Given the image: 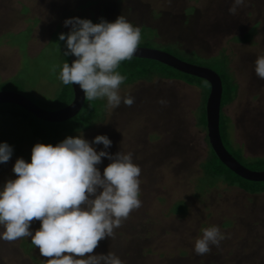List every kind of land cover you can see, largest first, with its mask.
I'll return each mask as SVG.
<instances>
[{"label": "rangeland", "instance_id": "rangeland-1", "mask_svg": "<svg viewBox=\"0 0 264 264\" xmlns=\"http://www.w3.org/2000/svg\"><path fill=\"white\" fill-rule=\"evenodd\" d=\"M232 2L0 0V85L6 82L3 90L14 89L39 104L57 98L66 86L59 79L67 62L66 42L59 35L67 34L71 26L65 27L64 21L77 17L95 24L101 19L114 22L123 15L140 27L139 45L216 70L227 65L237 90L222 107L225 130L231 145L241 149V162L253 169L249 158L264 156V80L256 76L254 64L264 56V0H245L235 15L228 12ZM120 95L121 104L115 108L101 98L103 118L63 136L83 133L91 143L97 135H106L112 144L107 149L93 144L98 152L132 153L133 163L141 168V207L92 254L111 251L124 264H264V191L251 193L203 171L209 144L206 127L198 122L202 88L154 76L121 84ZM129 95L135 101L130 107L123 103ZM52 139L53 146L62 141ZM0 143L14 152L7 163H0L2 190L7 180L16 179L17 158L30 163L32 148L40 142L20 118L3 115ZM109 163L104 157L97 165L101 175ZM177 202L183 205L180 212L175 211ZM40 226V221L31 224L33 234ZM211 226H218L225 238L219 246L211 245L209 253L197 255L195 241ZM47 259L31 244V237L0 239V264H45Z\"/></svg>", "mask_w": 264, "mask_h": 264}, {"label": "clouds", "instance_id": "clouds-1", "mask_svg": "<svg viewBox=\"0 0 264 264\" xmlns=\"http://www.w3.org/2000/svg\"><path fill=\"white\" fill-rule=\"evenodd\" d=\"M244 4L245 0H233L229 14L235 15ZM64 26L71 30L59 35V40L66 42L63 55L76 59L71 66L63 63L59 79L64 85H79L89 101L107 98L109 108L118 107L126 77L117 69L137 52L140 27L123 15L114 22L101 19L95 24L74 17L66 19ZM254 64L256 76L264 80V56H258ZM134 102L130 95L123 98L126 106ZM93 144L107 149L112 141L97 135L90 143L80 133L55 146L36 143L30 163L17 158L13 167L16 179L7 180L0 190V226L4 228L0 239L12 242L31 237V243L48 258L47 264H124L111 251L107 255L92 253L100 241L114 238V229L141 207V168L133 163L132 153L98 152ZM12 154L10 145L0 143V163H7ZM104 157L111 163L101 175L97 165ZM34 221H40L41 226L33 234ZM202 231L195 241L197 255L209 253L211 245L219 246L225 238L218 226Z\"/></svg>", "mask_w": 264, "mask_h": 264}, {"label": "trees", "instance_id": "trees-1", "mask_svg": "<svg viewBox=\"0 0 264 264\" xmlns=\"http://www.w3.org/2000/svg\"><path fill=\"white\" fill-rule=\"evenodd\" d=\"M66 50L67 49L65 45V51ZM68 57L69 56L66 57L64 56L67 62H68ZM217 60H220V58ZM214 70L220 75L222 81V94H221V103H220L221 110L219 116L220 135L225 147L232 153V155L238 161L241 162L240 157L244 158L242 156L241 149L240 148L236 149L231 145L228 139L227 131L225 130L226 116L222 112V107L234 97L237 90V85L233 81V78L230 75V73L228 72L227 65H220V68H218L219 71L216 69ZM117 71L121 75L126 77L125 81L122 84L132 83L141 78L150 80L154 76H158L163 78L181 79L186 83L196 84L200 86L203 90V99L200 105L198 122L199 124L206 127L205 101L209 91V83L205 79L195 75L178 71L177 69L169 65H166L162 62H159L157 60L149 59V58H141L136 56H133L132 59L130 60L122 61ZM4 83L5 84L0 85V89L7 88V83L6 82ZM72 98H73L72 87L71 85H66L62 90L61 94L57 98L42 100V102L43 104L44 103L46 104L47 109L54 110L67 105L72 100ZM36 104L39 103L36 102ZM43 104H39V106H44L45 104L44 105ZM103 107H104L103 99L97 98L92 101H89L85 98L81 109L77 112L76 115H74L71 118L72 121H69L68 119L63 122H50L34 116L33 114H31L24 108L20 107L19 105L13 103H6V105H4L3 103H0V116L8 115V116L20 118L22 121L25 122V124H27L30 127L33 136L38 138L40 143L54 145L55 142L53 141L52 138L57 139L58 137H61L63 141L64 135H70L75 131L86 129L90 127L94 122L103 118L102 117ZM228 145H230L233 148V150H230ZM13 155L14 152L12 156ZM206 159L207 161L205 163V167L204 164H202L203 171L205 174L211 176H219V178L223 179L229 184H236L239 187H242L244 190L249 191L251 193L264 191V180L251 181L240 177L220 161V159L216 156L215 152L211 148L210 144H209V153ZM249 159H250L249 161L255 166L253 167V169H264V156H258V157L255 156ZM244 182H248L249 184H246V186H244ZM182 210H183V205L177 202L175 204V211L180 212Z\"/></svg>", "mask_w": 264, "mask_h": 264}, {"label": "water", "instance_id": "water-1", "mask_svg": "<svg viewBox=\"0 0 264 264\" xmlns=\"http://www.w3.org/2000/svg\"><path fill=\"white\" fill-rule=\"evenodd\" d=\"M134 56L154 59L178 71L205 79L209 83V91L205 101L206 133L211 148L220 161L240 177L251 181L264 180V169H251L245 166L232 155L222 141L219 129L222 81L214 69L185 61L168 51L149 46L139 45ZM75 59V56L69 55L68 63L70 66ZM71 87L73 91L72 100L67 105L54 110L42 108L27 96L13 90L0 89V103H13L42 120L60 122L77 114L85 100L79 85L74 84Z\"/></svg>", "mask_w": 264, "mask_h": 264}, {"label": "flooded vegetation", "instance_id": "flooded-vegetation-1", "mask_svg": "<svg viewBox=\"0 0 264 264\" xmlns=\"http://www.w3.org/2000/svg\"><path fill=\"white\" fill-rule=\"evenodd\" d=\"M156 35H157V34H156ZM154 37H156V36H154ZM154 37L152 36V37H151V39L153 40V39H154ZM149 39H150V37H149ZM153 41H154V40H153ZM141 46H145V45H141Z\"/></svg>", "mask_w": 264, "mask_h": 264}]
</instances>
